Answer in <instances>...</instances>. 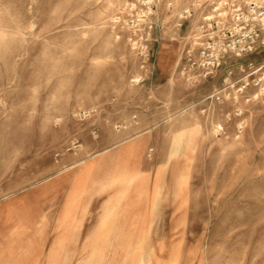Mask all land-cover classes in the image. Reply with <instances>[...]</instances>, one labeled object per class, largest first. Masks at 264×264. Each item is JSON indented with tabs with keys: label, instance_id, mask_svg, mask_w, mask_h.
I'll use <instances>...</instances> for the list:
<instances>
[{
	"label": "rangeland",
	"instance_id": "rangeland-1",
	"mask_svg": "<svg viewBox=\"0 0 264 264\" xmlns=\"http://www.w3.org/2000/svg\"><path fill=\"white\" fill-rule=\"evenodd\" d=\"M205 1L156 0L149 74L122 0H0V264H264V90L175 70Z\"/></svg>",
	"mask_w": 264,
	"mask_h": 264
},
{
	"label": "built area",
	"instance_id": "built-area-1",
	"mask_svg": "<svg viewBox=\"0 0 264 264\" xmlns=\"http://www.w3.org/2000/svg\"><path fill=\"white\" fill-rule=\"evenodd\" d=\"M156 9V0H122L110 20L116 39L125 41L140 68L149 74L155 70ZM192 15V7L183 8L180 25ZM259 54H264V0H206L175 70L191 86L222 71L220 84L208 96L222 102L249 88L264 90V61L246 59Z\"/></svg>",
	"mask_w": 264,
	"mask_h": 264
}]
</instances>
